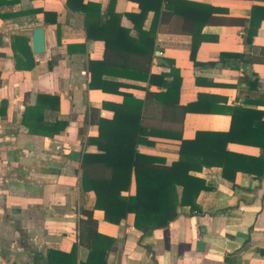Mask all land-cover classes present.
Returning a JSON list of instances; mask_svg holds the SVG:
<instances>
[{
    "label": "crops",
    "instance_id": "crops-1",
    "mask_svg": "<svg viewBox=\"0 0 264 264\" xmlns=\"http://www.w3.org/2000/svg\"><path fill=\"white\" fill-rule=\"evenodd\" d=\"M72 4L0 0V264H52V250L76 247L86 262L89 243L107 248L106 264H264V19L251 28L264 0ZM38 96L33 133L24 117ZM126 100L143 101L145 126L160 129L140 152L172 165L179 136L199 133L204 147L190 171L207 186L198 207L149 232L134 213L106 220L84 187L83 156L101 152L98 119ZM177 103L190 106L182 123L178 107L165 116ZM52 124L63 127L51 134ZM135 191L133 181L125 194Z\"/></svg>",
    "mask_w": 264,
    "mask_h": 264
},
{
    "label": "trees",
    "instance_id": "trees-1",
    "mask_svg": "<svg viewBox=\"0 0 264 264\" xmlns=\"http://www.w3.org/2000/svg\"><path fill=\"white\" fill-rule=\"evenodd\" d=\"M72 1L69 0L71 7H73ZM255 10L256 12L262 11L259 21L255 20V15L251 17V28L257 31L255 28L264 19V7H256L254 12ZM253 35L254 33L250 32L251 38ZM154 40L155 36L153 45ZM92 64L95 63L92 62ZM163 96L165 94L161 95V98ZM40 98L47 97L38 96V102L34 106H27L25 111L24 122L33 133H37V129L28 117L32 115L38 118L39 112L43 111V103L39 101L42 100ZM121 105L119 108L115 107L113 118L98 119L99 135L93 141L99 146L101 152L86 153L83 156L84 187L87 190L95 191L97 207L105 211L106 220L120 223L128 213H134L135 227L149 232L167 226L179 215L184 205H190L193 209L198 207L197 196L207 186L203 180L190 174V171L197 167L192 163L193 154L202 153L204 147L199 143V133L195 139H184L179 136L181 139L180 159L172 165L160 163L157 157L138 150L139 144L151 142L146 139V135L152 136L160 133V129H149L145 126L146 116L142 111L144 102L134 103L131 100H126V103ZM176 107L180 112L178 119L182 123L184 115L190 111L189 105L168 104L166 108L169 113H166V119H169L173 113L172 110L175 111ZM237 113L238 111H235L233 114L234 122L235 120L237 122ZM55 125L52 124L51 128H55ZM62 127L63 124L51 130L50 133H58ZM176 133L178 132H172V136H178ZM201 168L202 165L196 169ZM133 181L136 185L135 193L125 194L130 191ZM179 185L183 186L181 194L177 190ZM96 235L98 236L97 232ZM89 245L91 252L86 262H77L76 247L69 254H60L52 250L50 252L51 263L56 264L55 257L63 255L75 264H106L107 248H103L102 244L99 246L89 243Z\"/></svg>",
    "mask_w": 264,
    "mask_h": 264
},
{
    "label": "water",
    "instance_id": "water-1",
    "mask_svg": "<svg viewBox=\"0 0 264 264\" xmlns=\"http://www.w3.org/2000/svg\"><path fill=\"white\" fill-rule=\"evenodd\" d=\"M33 49L36 54H42L45 51V33L43 27L37 28L34 33Z\"/></svg>",
    "mask_w": 264,
    "mask_h": 264
}]
</instances>
